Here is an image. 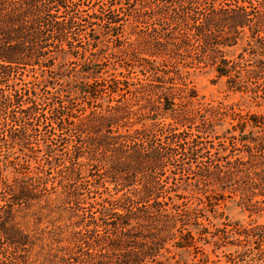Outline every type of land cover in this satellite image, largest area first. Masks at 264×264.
Returning a JSON list of instances; mask_svg holds the SVG:
<instances>
[{
  "label": "trees",
  "instance_id": "1",
  "mask_svg": "<svg viewBox=\"0 0 264 264\" xmlns=\"http://www.w3.org/2000/svg\"><path fill=\"white\" fill-rule=\"evenodd\" d=\"M121 1L0 0V86L8 91L0 102L19 108L8 124L9 145L26 148L33 132L46 131L32 128L40 103L36 90L16 88L18 70L53 73L51 48L70 49L75 58L79 51L71 49L85 53L69 33L83 21L100 27L84 33L88 45L100 40L94 33L120 43ZM125 1L135 4L130 24L137 40L124 53L141 59L150 74L142 84V113L127 98L125 75L106 80L101 62L82 60L78 76L49 109L55 118L44 115L57 143L68 127L73 134L64 160L57 143H46L47 163L59 161L56 176L32 173L11 183L0 175V262L33 264L27 252L34 249L39 264H221L217 250L231 247L234 254L222 255L225 264H264V223L247 228L226 217L228 223L213 232L204 224H211L208 213L225 216L219 207L226 198L264 217V112L206 105L186 71L211 66L230 88L264 101V0ZM53 78L40 82L56 89ZM75 95L96 109H71ZM99 99L115 104L103 109L94 105ZM166 113L173 124L160 121ZM23 117L29 122H18ZM188 195L195 197L194 207L183 202ZM34 204L38 209L21 226L19 214ZM43 210L56 213L59 223L38 229ZM209 241L216 260L200 246Z\"/></svg>",
  "mask_w": 264,
  "mask_h": 264
},
{
  "label": "rangeland",
  "instance_id": "2",
  "mask_svg": "<svg viewBox=\"0 0 264 264\" xmlns=\"http://www.w3.org/2000/svg\"><path fill=\"white\" fill-rule=\"evenodd\" d=\"M97 1L98 0H96V2ZM113 1L116 2L117 0ZM121 2L124 3L123 6L125 7L126 12L125 16L122 15L123 17L121 18V29L119 30V40L121 41L120 43L116 42L115 37L110 38L106 34L100 36L97 33H94L95 35L101 38L100 40L90 43V45H88V40L84 37V33L89 32L91 28L100 31V27L96 24V20H92L93 23H91L92 25L90 27L86 24V22L83 21L80 22L81 25L79 30L72 29L69 33H71L73 38L75 37V40L77 39L73 42L74 44H76V46L86 47L85 53H83L84 49L82 48L71 49L74 52L79 51L78 58H75L74 56H70V49L67 53H62L60 52L59 48H51L47 56H54L55 58V66L53 68V73H43L41 70L38 69V67L35 68V71L29 69L18 70V74H16V76L14 77L16 88L24 93H28L30 90H36L37 101L40 103L39 108L41 114L38 116L39 122H33L34 125L32 124V128L41 130L43 126H46V131H44L45 129L42 130L41 134L40 132H33V135L29 138L30 141L26 148H22L18 144L9 145V141H7L9 137V132L7 131L9 129L8 124L11 125V123H13L10 117L15 116L13 112L15 111L17 113L19 111V108L16 105L11 109H8L5 108L0 102V175H2V178L7 180L8 182L12 183L13 180H15L16 178L21 179L26 175H32V173H37L39 175H43L42 173H44L48 177H51V175L56 176L55 172L58 170L59 161L54 162L52 159L51 162L47 163L44 152L46 149V143L51 144V141H53V143H57V140L55 139L56 136L54 135L55 131L51 128L53 124L49 122V119L46 120L44 115L46 117H50L51 119L55 118V114H50L49 109H52L53 106L56 105V103H59V101H61L59 92L64 89L67 90L68 83L66 82H71L75 77L78 76L77 73L81 68L80 64H82L85 58H89L95 62H101V76L106 80H110L112 78L123 80V75H125L127 80L130 82V85L127 90L131 92L127 95V98H133L131 102L133 111L137 113H142V109L144 106V99L141 98V91L143 90L142 84H146L147 82H149L150 74L146 72V69L141 59L135 58V55L133 56V54H131L129 50L128 53H124V50H127L131 43H135V41L137 40V35L136 30L133 29L130 24L131 22H133L132 15H134L135 4L126 5L125 0H122ZM82 14L85 15L86 13L83 12ZM146 27L147 24L145 25V27H141V29L144 30ZM131 28L133 29V32L131 31ZM232 54L233 53H231L230 55ZM80 57L83 58L80 59ZM186 71L190 73L189 79L190 81H192L193 86L195 87L196 92L198 94V97L202 100L201 102L206 103V105L208 103L228 109L232 107L234 111H236V113L241 112L242 114L264 112L263 100L255 101L254 99L249 97L248 94H246L245 92H239L230 88L227 83V78L217 77V74L211 66H206L203 64L195 65L192 68H187ZM50 77L56 78L55 80L53 78V80L51 81L55 83L54 87H56V89H58L59 91L53 89V86L44 88V86L41 84L40 81L46 80ZM3 82H5V80ZM7 93L8 91L6 90V87L0 86V99H2L3 95ZM75 96L76 97H73L74 99L72 100L73 105L71 106V109H74L77 105H80V109L84 108L86 110L85 114H88L91 110L96 109L94 106H89L86 103L87 101H84L83 97H78L79 95ZM107 100L108 99H106V101L99 99L97 103H94V105H101L103 109H106L107 106L115 104L114 101H112L111 103H107ZM27 101L28 100H26V98L23 99L24 104L22 106V109L26 108ZM10 110L11 114L10 116H8ZM98 111H100V108H98ZM72 112L74 113V115L79 114L75 111ZM157 112L162 114L159 109L157 110ZM169 115L170 113H166L165 117L167 118H161L160 121H162L163 124L166 125L170 123L173 124L174 120L170 118ZM135 117L136 116H134V119ZM26 119L23 117L21 120H18V122H20L21 124L26 123L27 121L29 122V120ZM228 121L232 122V120ZM38 124L45 125H42V127L39 128ZM70 129L71 128L68 127L65 130V134L62 135L63 141L57 143L58 149L61 150L60 154L63 155L61 156L62 160H64L66 156L65 153L67 151V139L73 137V134L71 133ZM59 140L61 141V139ZM217 142L218 140L215 141V143ZM176 164L179 167L180 163L177 162ZM50 167L52 169H49ZM195 167L196 166H194L193 168ZM181 183L183 184L184 182ZM109 190H113V186H110ZM181 193L187 194L183 190L178 192L179 195ZM191 193L192 192H189V194ZM117 195L119 196L121 195V193ZM228 195V193L225 194V196ZM172 196H174V193H172ZM188 196L189 198L187 200H183V202L187 201L186 203H188V206L191 205L192 207H194L197 203L195 197L193 195ZM226 199L227 200L223 201V204L219 207L220 211L224 212L225 216L222 219H215L212 214L208 213L209 215L207 216L209 217V219H211V224H208V221L204 222V224L209 225V229L212 232L215 230V227L217 229L221 228L222 223H228L226 217L229 221L238 222V224L247 228L251 227L252 225L264 223V217L259 218L257 215H251L249 212L244 211L243 208H241L240 206H237L235 201L229 200V198ZM237 199H239V197H237ZM36 209H38V207L36 204H34L32 207L26 209V211L24 212L22 211L19 214L17 221L20 222L21 226L25 225L26 222L31 220L30 217L27 215L32 210ZM38 223V229L42 230L53 228L52 225L58 224L59 222L56 213H50L49 210H43L42 215L38 217ZM239 233L240 231L238 232V234L232 233L230 236L240 235ZM200 246L204 248V252L206 254H210L211 259H217L216 254H214V250L217 249H214L212 241H209V244H202ZM217 251V255H219L221 258L219 259L221 261V264H225L227 260L225 256L223 257L222 255H225V253H235V249L231 247L223 248ZM34 252V249L33 251L27 252L29 256V263H33L34 260V263L39 264L40 261L35 260ZM188 258L189 260L193 259V257L191 256H189ZM190 263L191 261H189V264ZM0 264L3 263L0 262Z\"/></svg>",
  "mask_w": 264,
  "mask_h": 264
}]
</instances>
